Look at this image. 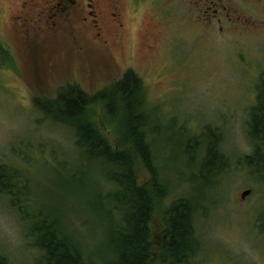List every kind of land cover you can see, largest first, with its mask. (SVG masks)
Listing matches in <instances>:
<instances>
[{
	"label": "rangeland",
	"instance_id": "374dc122",
	"mask_svg": "<svg viewBox=\"0 0 264 264\" xmlns=\"http://www.w3.org/2000/svg\"><path fill=\"white\" fill-rule=\"evenodd\" d=\"M191 1L171 0L170 23L148 8L129 16L123 39L113 32L111 47L102 48L92 30L84 33L77 25L48 40L19 33L11 16L15 0H0V167L16 170L14 193L0 192V253L11 264L36 263L40 255L30 225L45 217L59 219L92 264L112 259L93 206L101 207L96 193L108 195L110 182L104 171L77 157L73 132L46 118L36 100H52L68 84L93 94L129 70L143 80L147 106L164 125L153 139L156 173L166 184L155 209L157 226L173 200L196 199L206 210L198 207L203 245L194 264H264V181L243 163L247 155H228L232 174L215 195L200 180L204 148H195L192 159L186 153L190 138L207 124L220 128L224 142L244 116L249 135L250 110L264 75V0H213L214 8L231 9L234 20L224 19V31L210 33L203 22H191ZM154 42L156 48H147ZM102 111L95 116L101 119ZM163 118L172 121L170 129ZM106 124L100 121L104 129ZM107 134L114 142V134ZM139 174L144 183L151 177L146 168ZM248 188L252 193L242 199ZM10 233L19 236L14 249L4 242Z\"/></svg>",
	"mask_w": 264,
	"mask_h": 264
},
{
	"label": "trees",
	"instance_id": "16d2710c",
	"mask_svg": "<svg viewBox=\"0 0 264 264\" xmlns=\"http://www.w3.org/2000/svg\"><path fill=\"white\" fill-rule=\"evenodd\" d=\"M146 99L143 80L129 70L120 80L93 94L79 85L68 84L52 100L38 98L36 105L46 118L73 132L77 157L89 168L104 171L110 182L108 195L101 197V192L96 193L95 200L100 201L101 207L93 203L106 228L105 249L112 255L105 264H194L203 245L197 223L198 207L205 211L206 206L191 198L173 200L157 226L155 209L165 198L166 184L156 173L153 139L161 134L163 124L157 111L148 108ZM101 110L100 119L95 113ZM101 120L108 123L107 129L100 126ZM171 125L169 121L166 129ZM107 133L114 134V142ZM249 136L254 150L243 158V163L262 182L264 75L257 86V103L250 110ZM221 137L219 127L207 124L186 144L190 159L195 148H204L202 168L198 165L200 180L210 185L213 192L209 193L215 195L221 193L223 183L232 174L231 158L220 150ZM141 168L151 174L145 183L139 174ZM15 174V168L0 167V192L14 193L11 182ZM30 231L40 255L35 264H92L59 219L45 217L30 225ZM0 264L11 263L0 253Z\"/></svg>",
	"mask_w": 264,
	"mask_h": 264
},
{
	"label": "flooded vegetation",
	"instance_id": "af4514ba",
	"mask_svg": "<svg viewBox=\"0 0 264 264\" xmlns=\"http://www.w3.org/2000/svg\"><path fill=\"white\" fill-rule=\"evenodd\" d=\"M170 3L171 0H15L11 16L19 33H36L48 40L68 35L77 25V30L82 28L84 33L92 30L94 39L101 43L102 48H110L114 40L113 32L121 41L127 27L126 18L146 11L145 8L163 24L170 23ZM191 4L195 11L191 22H203L208 33L217 27L219 31H224L223 20H234L231 9L227 12L226 6L214 8L217 3L213 0H194ZM156 46L154 42L147 48L153 50Z\"/></svg>",
	"mask_w": 264,
	"mask_h": 264
},
{
	"label": "clouds",
	"instance_id": "9594fccd",
	"mask_svg": "<svg viewBox=\"0 0 264 264\" xmlns=\"http://www.w3.org/2000/svg\"><path fill=\"white\" fill-rule=\"evenodd\" d=\"M245 119L244 116H238L232 128L231 135L226 141L221 143L220 150L226 155L235 154L245 156L252 154L254 145L248 135ZM4 242L10 244L11 249H14L20 243L18 233H10Z\"/></svg>",
	"mask_w": 264,
	"mask_h": 264
},
{
	"label": "water",
	"instance_id": "95a60500",
	"mask_svg": "<svg viewBox=\"0 0 264 264\" xmlns=\"http://www.w3.org/2000/svg\"><path fill=\"white\" fill-rule=\"evenodd\" d=\"M251 193H252V189H250V188L244 190V191L242 192V194H241L242 199L247 198V196H249Z\"/></svg>",
	"mask_w": 264,
	"mask_h": 264
}]
</instances>
